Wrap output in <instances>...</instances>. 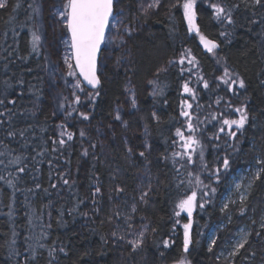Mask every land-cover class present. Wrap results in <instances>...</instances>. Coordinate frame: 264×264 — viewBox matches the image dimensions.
Instances as JSON below:
<instances>
[{"label": "trees", "instance_id": "1", "mask_svg": "<svg viewBox=\"0 0 264 264\" xmlns=\"http://www.w3.org/2000/svg\"><path fill=\"white\" fill-rule=\"evenodd\" d=\"M161 2L142 13L139 0H116L115 12L125 13L131 31L104 47L100 87L77 80L72 93L64 71L68 33L55 14L63 0H7L0 8V264L264 263V163L245 200L222 207L230 177L256 157L264 161V0H197L199 34L189 31L185 0ZM212 4L230 12L233 23L217 19ZM34 31L41 36L37 50ZM201 35L219 45L214 52ZM225 69L245 87L230 91L217 79ZM242 107L247 123L229 130L223 120L238 119L235 109ZM177 128L200 141L195 152L183 147ZM193 191L185 252L189 218L176 215L177 205ZM244 225L247 243L225 257ZM132 241L139 242L135 248Z\"/></svg>", "mask_w": 264, "mask_h": 264}, {"label": "snow or ice", "instance_id": "2", "mask_svg": "<svg viewBox=\"0 0 264 264\" xmlns=\"http://www.w3.org/2000/svg\"><path fill=\"white\" fill-rule=\"evenodd\" d=\"M159 0H154L153 4H150L148 7H155L158 5ZM256 5L261 4V0H254ZM195 0H185L183 3V12L184 18L188 21L189 31L195 30L199 34V28L197 27L195 20H196V13L194 11ZM6 2L5 0H0V8H5ZM211 7L215 11V16L217 19H226L229 24L233 23L232 17L230 12H227L226 9L219 5V4H212ZM233 7H238L237 5H233ZM36 11V9H33ZM57 15L62 19L64 22V26L66 27L67 33L70 34L69 40L66 41L68 46L71 49V57L65 58V63H67L69 72L68 75L72 76L75 75L71 69L73 68V64L70 62L71 60L75 61V68L79 70V74L84 78V80L91 85L93 88H97L101 81L99 76L97 75V59L98 54L101 52V45L105 43L106 40V31L109 29L110 26V19L114 18V0H63L61 8L57 11ZM120 21H117L116 24H113V28L118 29V24ZM223 35V33H222ZM200 40L203 43L204 47L207 49L208 52L212 53L214 50L219 46L215 41L206 38L205 36L201 35ZM41 41V36L37 32L31 33V43L33 50H37L38 46ZM194 59V58H193ZM192 61H189L191 63ZM179 63H184V57L181 56ZM226 77V78H225ZM223 84L228 86V89L232 90V85L239 84L240 88L245 87V82L243 79H233L232 74L229 73L227 69L224 71L223 77H218ZM77 88H80V83L77 81L76 85ZM203 87L207 89L209 84L207 81L203 82ZM184 92L192 94L194 96L193 89H191L187 83L183 85ZM83 91V89H81ZM97 95L99 93H96ZM80 102V97L76 96V103ZM10 103H15V101H10ZM4 104V100L0 99V105ZM135 104V101H133ZM61 108L63 105L60 106ZM188 108H191V104L187 105ZM236 112H239L238 119H224L223 124L227 125L228 129L231 130L233 126L237 130H241L244 128L245 124L248 121V112L246 108H236ZM4 113L0 112V116H3ZM182 116H189L187 111L181 112ZM80 116L84 120H88L89 116L83 112L80 113ZM117 120H120L121 117L119 114L115 117ZM2 123V121H0ZM63 127V125H61ZM188 130L189 132L194 131L193 125L191 121L188 122ZM221 132L224 131V128L220 129ZM80 136H84L85 132L83 130L80 131ZM9 135H14V133L9 132ZM61 136L67 135L68 140L73 139V133L71 132H61ZM176 135L184 141L183 147L186 150H191V152H195L196 147L200 145V141L195 136H188L185 137L183 132L179 128L176 129ZM229 135L232 137L236 136L235 131H229ZM60 145H64L65 141L60 139L58 141ZM128 151L131 153L132 149L129 148ZM84 155H87V151L85 150ZM139 155L141 157L144 156V152H140ZM175 155H180L179 153ZM201 159H203V153L200 154ZM188 162H192V155L188 154ZM258 163H264V161H258ZM223 168L226 170L230 166V161L227 158H224L222 161ZM21 172L24 171L23 168L20 169ZM219 172V169H217ZM260 173L256 174V179H259ZM218 179V177H217ZM65 184L68 183L67 180L64 181ZM197 183H200L199 179H197ZM39 187V185H37ZM240 186L237 185V188ZM100 189L96 188V192H99ZM122 191V189H121ZM212 192H215L216 189H211ZM144 195H147L146 193ZM143 199V196L141 197ZM196 199L197 195L196 192L193 191L190 196L185 199H181L177 205L179 211L176 213L177 216L180 215L181 212H186L189 218V223L183 225L184 227V251L187 252L189 248V244L191 243L189 230L191 228V217L193 214L194 209L196 208ZM243 199V197H242ZM203 207V204L200 205ZM228 205L225 204L224 208H227ZM223 211V209H222ZM264 227V225H262ZM143 235V233H141ZM259 235V233H258ZM123 237H121L122 239ZM133 244L135 248L138 245V241L130 242ZM167 245V241L164 242ZM215 241H213V244ZM247 243V238H243L242 242H240L236 246L237 252L239 249H242L245 244ZM42 247V245H41ZM211 251V248H209ZM54 251V250H53ZM61 252L64 251L63 248L60 249ZM51 255V251L49 253ZM35 258V257H33ZM179 264H185L184 261H180Z\"/></svg>", "mask_w": 264, "mask_h": 264}, {"label": "rangeland", "instance_id": "3", "mask_svg": "<svg viewBox=\"0 0 264 264\" xmlns=\"http://www.w3.org/2000/svg\"><path fill=\"white\" fill-rule=\"evenodd\" d=\"M5 2H7V0H5ZM154 0H139V10L142 13H145L146 10H157L158 6H160V4H162L161 0H159L158 5H156L155 7H151L149 8L148 6L150 4H153ZM197 2V0H195V3ZM56 8L55 9V14L57 15V11L60 9ZM58 20L62 21V19L57 15ZM117 21H120V23L118 24V29L117 28H113L112 25L116 24ZM128 19L126 20L125 18V13L124 12H115L114 13V18L112 19V23L109 29V32L106 36V41H105V46L106 47H113L114 44L116 45L118 43L119 40H124V34H128L130 33V23H128ZM63 23V21H62ZM69 38H65L64 43H65V56H64V61L66 57H71V49L68 46V44L66 43V41H68ZM110 51L108 54V58L111 55ZM110 59V58H109ZM72 63V60L70 61ZM65 63V62H64ZM73 64V63H72ZM65 76H66V80L69 82V86L67 87V89L72 93V90L75 88V85L77 83L78 76L77 73L74 69V65L73 68L71 69V71H73L75 73V75H68L69 72V68L67 63H65ZM235 85V84H234ZM233 86V85H232ZM129 99L133 104V101H135V104H133L134 108L138 107L137 104V99H136V94L135 91L131 90L129 93ZM66 107V106H63ZM187 109V108H186ZM185 109V110H186ZM65 110V109H64ZM187 111V110H186ZM237 117H239L240 113H236L235 114ZM259 159L256 157L254 159V161L252 162V164L245 168V169H239L235 175H232L229 179L228 182V188L226 193L224 194L223 198H222V207L224 209V205L225 204H229L231 202L234 203H241L243 200H245V198L248 196L250 188L252 187L253 181L256 178V174L258 172H260V166L258 163ZM237 185H239L240 187L237 188ZM243 197V199H242ZM264 218V214L262 216V219ZM260 224H263V221L261 220ZM222 227H224L223 224L217 226L215 229H221ZM215 229H212L210 235H209V242L210 244H213V241L216 238V232ZM143 233V232H142ZM248 234H249V228L248 226H242L241 228H239L236 232L235 237L233 238V240L228 244V248L224 253L225 257H231L232 255L237 253L236 250V246L242 242L243 238H248ZM259 264H264V263H259Z\"/></svg>", "mask_w": 264, "mask_h": 264}, {"label": "water", "instance_id": "4", "mask_svg": "<svg viewBox=\"0 0 264 264\" xmlns=\"http://www.w3.org/2000/svg\"><path fill=\"white\" fill-rule=\"evenodd\" d=\"M115 3H116V0H114V13H115ZM112 19H113V18H112ZM112 19H110V26H111V23H112ZM110 26H109V29H110ZM109 29L106 31V36H107V34H108V32H109ZM194 31H195V30H194ZM69 36H70V34H68V38H69ZM105 41H106V40H105ZM104 47H105V43L101 45V52L98 54V59H97V75H98V76H99V63H100V58H101V54H102V51H103ZM72 63H73V65H74V69H75V71H76V73H77V76H78L80 82H81L86 88H88V89H97V88L100 87L101 83H100V85H99L97 88H93L91 85H89V84L84 80V78L79 74V70L75 68V61H74V60H72Z\"/></svg>", "mask_w": 264, "mask_h": 264}]
</instances>
